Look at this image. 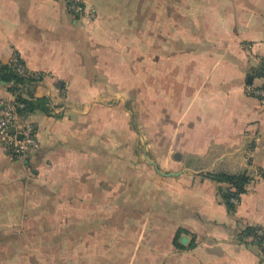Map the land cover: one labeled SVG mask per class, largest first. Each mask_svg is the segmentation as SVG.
Returning a JSON list of instances; mask_svg holds the SVG:
<instances>
[{
  "label": "crops",
  "instance_id": "crops-1",
  "mask_svg": "<svg viewBox=\"0 0 264 264\" xmlns=\"http://www.w3.org/2000/svg\"><path fill=\"white\" fill-rule=\"evenodd\" d=\"M0 0V99L47 98L0 146V216H89L91 264H262L264 0ZM41 74L12 90L15 56ZM136 101L137 116L130 110ZM251 178L234 211L212 174ZM104 262V263H102Z\"/></svg>",
  "mask_w": 264,
  "mask_h": 264
},
{
  "label": "rangeland",
  "instance_id": "rangeland-1",
  "mask_svg": "<svg viewBox=\"0 0 264 264\" xmlns=\"http://www.w3.org/2000/svg\"><path fill=\"white\" fill-rule=\"evenodd\" d=\"M68 215L0 216V264H91L89 216Z\"/></svg>",
  "mask_w": 264,
  "mask_h": 264
},
{
  "label": "built area",
  "instance_id": "built-area-1",
  "mask_svg": "<svg viewBox=\"0 0 264 264\" xmlns=\"http://www.w3.org/2000/svg\"><path fill=\"white\" fill-rule=\"evenodd\" d=\"M68 8L75 14H88L94 16V11L87 10V0H66ZM12 64L19 72L40 79L41 74L29 71L16 55ZM252 93L261 98L264 103V88H251ZM26 104L16 95L11 99H0V146L10 154L25 157L27 153L39 146L38 130L35 124L28 120ZM238 204V199H233ZM259 235L264 234V228L258 230ZM262 255L264 254V238L261 241Z\"/></svg>",
  "mask_w": 264,
  "mask_h": 264
},
{
  "label": "trees",
  "instance_id": "trees-1",
  "mask_svg": "<svg viewBox=\"0 0 264 264\" xmlns=\"http://www.w3.org/2000/svg\"><path fill=\"white\" fill-rule=\"evenodd\" d=\"M21 60L22 59L20 58V61ZM3 70L7 71V75L2 76V79L10 83L13 81V84L10 86V88L12 90H15L16 92L20 90V88L18 87L19 84L25 83L27 81L39 80L33 76L25 74V72H19L14 68L12 63L10 65L4 66ZM254 87L264 88V81L261 84L256 85ZM17 96L20 100H22L26 104V110L28 111V113H33L35 110L38 109L44 110L46 112L49 111L47 98L42 97L36 99H28L20 94H18ZM260 172L264 176V170H260ZM212 175L217 179L221 181H226L228 183V187L226 189H221V192L224 201L228 205L229 209L231 211H234L237 207V204H235L233 199L240 200L242 194L246 192V185L250 180L251 176L247 172H242L237 174L216 173ZM259 229H263V227L248 226L245 229V233L249 234L252 237V240L261 246V241L264 238V234L259 235L258 234Z\"/></svg>",
  "mask_w": 264,
  "mask_h": 264
}]
</instances>
